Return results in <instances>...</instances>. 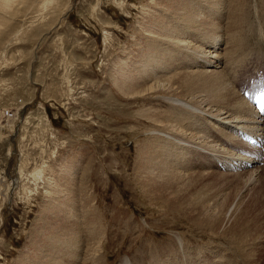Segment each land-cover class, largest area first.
<instances>
[{
	"label": "rangeland",
	"instance_id": "obj_1",
	"mask_svg": "<svg viewBox=\"0 0 264 264\" xmlns=\"http://www.w3.org/2000/svg\"><path fill=\"white\" fill-rule=\"evenodd\" d=\"M6 1L0 107L18 118L0 119V264H59L67 254L69 264H88L97 250L105 264H264V150L246 146L248 157L263 153L249 168H217L241 153L229 129L239 126L166 99L205 95L219 104L218 79L200 70L234 73L235 90L243 73L264 70V0ZM174 7L200 14L205 34L178 21L179 36L196 37L200 53L218 52L217 64L179 62L185 53L169 33L166 44L151 41ZM150 54L173 69L144 80ZM168 124L199 137L178 150ZM156 144L182 160L152 174L148 161L163 151Z\"/></svg>",
	"mask_w": 264,
	"mask_h": 264
},
{
	"label": "bare ground",
	"instance_id": "obj_2",
	"mask_svg": "<svg viewBox=\"0 0 264 264\" xmlns=\"http://www.w3.org/2000/svg\"><path fill=\"white\" fill-rule=\"evenodd\" d=\"M8 1H10V0H8ZM8 1H6V2H8ZM206 1L205 2L208 5L214 4L213 2H209L208 0H206ZM216 3H219V2L216 0ZM199 7H201V6H199ZM194 11H196V9L195 10H194V8H191L190 9L189 7H188V9L183 8V11H179L178 8L174 7V10L172 11V14H170L171 11H169V10L163 11V15L160 18V21L161 22L158 23V25H157V29L159 31H161L162 36L152 34L151 41H158V42H161L163 44H166V43H168V41H171V40H169L165 36L166 33H169L170 35L174 36L177 39V40L176 39L172 40L171 41V45L174 48L175 47H180V50L183 53H185V55H182L181 53L178 54L179 57H180L179 58V62H182L183 61L185 63V65H188V64H191V63H195L196 64V62L199 63V64H201V65H205V64H212L213 65V63H216L217 60L220 58L218 52L213 55V54H211L212 51H210V49H209V50H206V51L200 53V51H197V50H199L198 48H200V50H201L202 47H200V46L196 45L194 42H192V40H194V38H196V37L192 38V36H187V37H190L191 39L190 40H183L181 37L184 36V35L186 36V34L184 33V35H180L181 37L179 36V34L182 33V32H181V27H180L181 24L178 21H183L185 26H188L186 24H191L193 27H189L190 31L193 32L194 35H197L198 37H201V36H203L205 34L204 31L202 32V29H199L198 28L200 25H202L204 23L203 22L204 20L202 19V17L200 16V14H196V13H194ZM167 15H170L169 18H167ZM197 15L199 17H197ZM172 21L173 22H178V24L172 23ZM210 25H212V22L211 23L204 24V29L206 27H207V29L210 28L209 27ZM216 28L217 27H215V26L212 25V27L210 28V30L208 29L209 31L206 32V39L207 40L209 39V37L207 36V35H209L208 33H211V34L214 35L216 33L215 32L216 31ZM200 33H202V35ZM212 39H213V37H212ZM213 40L211 41V44L213 43V47H214V46H216V44H215V42H213ZM231 40H229V44L231 43ZM184 45H186L185 48L183 47ZM236 48H238V47H236ZM229 56H230V54H229ZM182 57H183V59H181ZM209 57H211L212 59H210ZM232 57H235V56L232 55ZM176 61L177 60H175V62ZM173 63L174 62L169 63L167 61H160L159 62V58H158V56L156 54H150L149 55V60L146 62V68L149 69V70L147 71L146 69H144V70L142 69L143 71H142V73L140 75L142 77H144V80H146L148 78H152L153 77L152 76L153 73H151V72H154V70L155 71H157V70H160V71H162V70H164V71H170V69L171 70L173 69ZM142 64H143V67H144L145 64L143 62H142ZM225 65H226V63H225ZM200 72L201 73H212V76L214 78H217L218 79V85H219L220 89L222 90L220 103L219 104L216 103L215 100L212 97L205 96V95L197 96V97L193 98L192 100H183V101L180 100V96H177L178 99L166 97V99H168V101H170L169 103H171L172 105H174L176 107H180V109H183V110H185V108L192 109L191 106H193V107L195 106L196 108H198V107L199 108H204L205 110L207 109V110H209V113H211L210 116H209L210 118H216L217 120H220V122H225V123H228V122H230V123L233 122L234 123L235 122L234 124H236V125H238L240 127L246 128L249 132H252L253 134L258 135L259 137H261L264 140V120L263 121L258 120V117L256 116V115H258L257 111L247 102L246 98L242 97L239 94V91L238 90H235L234 89V86H233L232 81H231L232 78L235 77L233 75L234 73H224L223 74V73L220 72V70H207V69L200 70ZM243 78L245 79V76ZM243 78H241L240 81ZM163 87H164V85L163 86H160V87L155 86L154 88H152L151 92L154 91L153 92V94H154L157 90H159V89L162 90ZM176 92L177 91H175V93ZM185 111H188V110H185ZM200 111H202V110H200ZM195 113H196V111H195ZM15 114H16V112H15ZM206 115H208V114H204V116H206ZM6 119L7 120H13L10 117H6ZM246 121L250 122V124L246 125L247 124ZM225 126H228V124H224V127ZM164 130L168 131L173 136L177 137V138H171V140H172L173 144L176 146V148L178 150L187 147V144L186 143L189 144L191 141H193L194 139H196L197 137H199L195 133H192L191 135H185L184 133L178 132L176 130L174 124H168V125H166V127L164 128ZM202 139H203V137H202ZM187 140H191V141L187 142ZM238 143H240L241 145H243L245 147L246 146H250L251 148L254 147L255 150H256L255 145L250 144L248 142H242V141H240L238 139ZM202 144L203 143L201 142L200 145H202ZM198 145H199V143H198ZM263 145H264V143H263ZM157 146H161V148L159 150H163L164 147H165L164 145L156 144L155 145V148ZM211 146H206V147H209L210 148ZM189 147H191V146H189ZM211 148L214 149V146L211 147ZM199 149H202V148H199ZM257 149H260V148L257 147ZM195 150H196V148H195ZM199 151L202 152L203 150H199ZM244 152H247V151H244ZM177 153L178 154H181L182 153L183 155H187L190 152L189 151L188 152L187 151H184V152L177 151ZM169 155H170L169 154V150H163L161 153L155 155L154 159L151 162L148 161V164L150 165L149 166L150 172L152 174L155 173L154 172L155 170H152V168H155V169H156V167L157 168H163V166L161 165L163 163H165L166 166H168L170 164L171 167H172L173 166V162H180L182 160V159H170L169 158L170 157ZM261 155H263V153L256 152V155H254L253 157H248L247 155H245L243 157L240 156L239 158H243V159H245L246 161H248V162H250L252 164V163H255V162H260L262 160L261 158L259 159V157H262ZM168 160H170V161H168ZM230 160H231V158H230ZM166 161H168V162H166ZM241 174H242V172H241ZM247 179L244 180V183L248 182ZM260 179H261V177H260ZM12 184H14V183H12ZM239 206H240L239 203H235V208H234V210H232L233 212H231V216L234 215L238 211V209H240ZM207 208H208V206H207ZM212 210H213V208H212ZM209 211H210V209H209ZM69 217H70L69 214L65 215L64 218L61 217L62 218V221L65 224L64 225L65 227H67L68 225H70L69 223H67L68 220L70 221V218ZM71 218H72V216H71ZM73 218H75V217H73ZM238 218L240 219L241 216H238ZM232 219H234V218H232ZM228 220L229 219H227L226 221H228ZM62 221L60 223H62ZM244 226H242V227H244ZM63 238H64L63 235H60L58 240H61ZM77 245H78L77 243L66 245V246L63 247V250L62 251H59V249L57 248V250L55 251V253H56L57 256H60L61 257L62 254H66V252H71V250L74 249ZM97 253H98V259L97 260H91L88 264H105L103 258L101 257V254H100V251L99 250H97ZM70 256H71L70 254H67L66 255V258H63L62 257V259H63L64 262H59V264H69L71 262ZM171 256H173V255H171ZM167 261H169V259ZM227 262L228 261H226L225 263H227ZM121 264H126V263H125V261H122Z\"/></svg>",
	"mask_w": 264,
	"mask_h": 264
},
{
	"label": "built area",
	"instance_id": "obj_3",
	"mask_svg": "<svg viewBox=\"0 0 264 264\" xmlns=\"http://www.w3.org/2000/svg\"><path fill=\"white\" fill-rule=\"evenodd\" d=\"M6 117H10V118H14L12 121H11V125L15 122V119L18 118V114H15L14 111H12V109L9 108H4V107H0V119L2 120H6Z\"/></svg>",
	"mask_w": 264,
	"mask_h": 264
}]
</instances>
